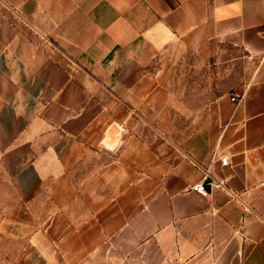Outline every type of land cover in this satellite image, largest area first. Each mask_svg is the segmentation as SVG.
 I'll list each match as a JSON object with an SVG mask.
<instances>
[{
    "label": "crops",
    "instance_id": "obj_1",
    "mask_svg": "<svg viewBox=\"0 0 264 264\" xmlns=\"http://www.w3.org/2000/svg\"><path fill=\"white\" fill-rule=\"evenodd\" d=\"M228 48L239 80L175 135L174 53ZM116 126L130 133L85 201L84 264H264V0H0L4 218L44 184L76 190Z\"/></svg>",
    "mask_w": 264,
    "mask_h": 264
},
{
    "label": "rangeland",
    "instance_id": "obj_2",
    "mask_svg": "<svg viewBox=\"0 0 264 264\" xmlns=\"http://www.w3.org/2000/svg\"><path fill=\"white\" fill-rule=\"evenodd\" d=\"M235 53L234 48H228L220 53V57L215 54L204 61L192 50L174 53L176 62L165 76L179 103L178 116L175 117L177 125L173 128L175 135L180 136L189 130L188 121L196 107L231 89L239 80V65L224 60L225 55ZM158 61L157 56L150 67H157ZM68 63L72 69H78L72 62L65 61V65ZM117 129L120 134L106 139L98 151L92 149L96 152L87 160L88 164L79 167L75 176L76 190L53 193L51 184L47 183L33 196L36 199L33 204L13 208L9 217L4 218L0 213V264H84V220L97 209L87 206L85 201L100 198L107 191L106 188L100 189L97 169L105 159L112 161L116 157L119 152L116 146L123 145L121 139L130 133L124 127L116 126L114 130ZM95 171L97 179L91 180ZM84 180L91 184L87 191ZM58 199L65 204L59 201L58 205ZM69 225L76 234L73 239L67 238Z\"/></svg>",
    "mask_w": 264,
    "mask_h": 264
},
{
    "label": "built area",
    "instance_id": "obj_3",
    "mask_svg": "<svg viewBox=\"0 0 264 264\" xmlns=\"http://www.w3.org/2000/svg\"><path fill=\"white\" fill-rule=\"evenodd\" d=\"M230 98H231V100H236V96L235 95H231ZM220 161H221V163L225 164L226 161H227V159H226L225 156H222V157H220ZM209 173H210L209 172V169L208 168H205L204 169V176H208ZM215 184L220 186V185H222V182L221 181H215ZM190 190H193V191H195V192H197V193H199L201 195H206L207 194V192H206L203 184L200 183V182H197L195 184H192L190 186Z\"/></svg>",
    "mask_w": 264,
    "mask_h": 264
}]
</instances>
